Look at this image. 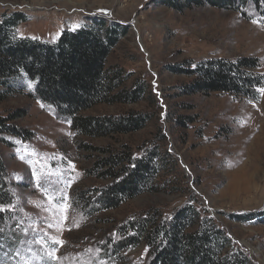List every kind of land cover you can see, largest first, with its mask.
Returning a JSON list of instances; mask_svg holds the SVG:
<instances>
[{
    "label": "rangeland",
    "instance_id": "obj_1",
    "mask_svg": "<svg viewBox=\"0 0 264 264\" xmlns=\"http://www.w3.org/2000/svg\"><path fill=\"white\" fill-rule=\"evenodd\" d=\"M182 9L164 0H0V17L20 11L30 19L17 28L19 37L49 44L93 20L127 28L107 66L132 74L128 89L137 80L148 87L138 104H101L82 113L149 118L144 129L112 138L78 137L69 119L30 96V81H20L23 92L0 104L1 116L23 112L15 120L23 135L0 141L6 177L0 174V189L6 184L14 196L0 214L10 217L21 237L22 245L9 254L18 264H149L145 245L122 252L116 262L106 253L111 242L122 240L119 228L129 219L152 210L171 217L185 204L210 217L250 264H264V85L257 100L185 95L182 88L192 79L171 70L248 58L257 60L255 72L264 76V15L254 5L236 12L207 5ZM124 146L138 156L151 147L161 157L168 154L154 190L116 209L85 210L77 195L110 183L97 169L108 156L103 151Z\"/></svg>",
    "mask_w": 264,
    "mask_h": 264
},
{
    "label": "trees",
    "instance_id": "obj_2",
    "mask_svg": "<svg viewBox=\"0 0 264 264\" xmlns=\"http://www.w3.org/2000/svg\"><path fill=\"white\" fill-rule=\"evenodd\" d=\"M164 4L179 12L183 7L205 5L236 12L254 5L264 15V0H164ZM29 20L20 11L3 13L0 17V104L21 94L20 84L30 81L35 86L30 96L69 119L71 129L80 138H112L146 127L149 122L146 115L92 117L82 114L101 104H138L145 99L146 83L137 80L128 89L132 74L107 66L109 56L127 28L93 20L78 30L64 31L56 44H49L18 36L17 28ZM257 66V60L248 58L237 62L208 59L171 70L192 79L182 88L185 95L224 93L257 100L258 89L264 85V76L255 72ZM21 113L0 115V141L5 135H23L15 125V120L22 118ZM84 146L91 151L92 147ZM124 148H114L110 154L108 150L103 151L108 156L98 161L97 169H104L101 178L110 183L102 189L77 195V203L84 204L85 210L93 208L97 213L116 209L154 190L168 154L161 157L151 147L146 156H138L128 146ZM4 167L0 155V174L6 180L2 175ZM13 203L14 196L5 184L0 189V206L7 208ZM209 218L193 204H185L171 217L164 218L160 211L152 210L129 219L119 228L122 240L114 245L111 242L107 258L116 262L122 252L145 245L150 253L149 264H250L248 257L233 249L225 232ZM15 226L8 215L0 214V264H11L15 255L9 254L22 242Z\"/></svg>",
    "mask_w": 264,
    "mask_h": 264
},
{
    "label": "snow or ice",
    "instance_id": "obj_3",
    "mask_svg": "<svg viewBox=\"0 0 264 264\" xmlns=\"http://www.w3.org/2000/svg\"><path fill=\"white\" fill-rule=\"evenodd\" d=\"M0 210H3L2 207H0ZM60 243H62V242H60Z\"/></svg>",
    "mask_w": 264,
    "mask_h": 264
}]
</instances>
